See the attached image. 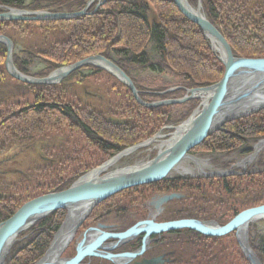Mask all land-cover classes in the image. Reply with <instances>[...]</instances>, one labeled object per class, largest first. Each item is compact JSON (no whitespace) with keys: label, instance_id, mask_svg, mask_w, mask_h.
I'll use <instances>...</instances> for the list:
<instances>
[{"label":"rangeland","instance_id":"1","mask_svg":"<svg viewBox=\"0 0 264 264\" xmlns=\"http://www.w3.org/2000/svg\"><path fill=\"white\" fill-rule=\"evenodd\" d=\"M103 1L94 0L88 5L89 2L85 8L86 12L93 3L100 2L102 4ZM187 1L194 9H200L209 21L211 15V19L215 20L216 25L222 28L231 42L235 43L234 48L237 54L234 53V55L237 58H243L241 56L245 54L249 55L250 50L264 48V40L263 43L260 42L263 46H260L255 42V35L252 33L254 17L248 11L243 14L242 10L240 13L237 9L238 6L242 8L245 2L250 5L252 0ZM100 4L96 6V10L99 9ZM205 4L217 12L209 13L208 16ZM9 9L14 8L3 9L0 7V10L4 12ZM248 15L251 19L247 18ZM156 18L155 10L152 8L150 20ZM234 27H239L241 32L237 33ZM41 30L43 31H40L38 25H0V36L9 38L12 44H15L14 53L12 52L14 67L21 74L36 80L45 79L53 72L72 65L60 67L52 61H47V58L39 54L49 51L52 45L48 39L50 35L47 36L45 28ZM51 34L57 36L52 31ZM260 36L264 37V34L260 33ZM146 49L152 60L146 67L124 61L123 54H111V59L108 60L128 76L138 91L139 98L144 103L152 104L159 102L162 98L182 94L183 87L177 73L164 67H158L161 65V61L156 44L151 42ZM31 52L33 54H30ZM213 54L218 59V55L214 52ZM7 56V46L0 43V117L4 118L9 114L15 116L29 114L30 119L33 118V120L30 124V134L27 137H21L8 147L0 146V199L15 198L14 201L23 202L46 190H57L64 184L71 186L98 165L103 164L109 157L100 151L96 142L98 139L106 140L107 143L120 147L122 151H128L136 145L152 141L153 145L132 153L129 157L121 160L118 166L124 168L150 161L164 146V142L172 138L175 133L172 128L181 125L194 111L200 108L201 100H198L196 108L191 111L190 115L185 120L176 123L177 120L183 118L188 109L183 114L185 108H170L172 105L146 107L136 101L125 83L108 71L94 65H86L73 71L57 84L22 83L8 73L6 69ZM263 56L256 55L257 58H263ZM48 62L57 67L48 72ZM187 90L190 89H185V95L182 98L187 95ZM66 105H69V111H74L76 121L61 114ZM38 107L46 108V112L36 115L34 110ZM263 111L226 123L221 130L207 138L208 146L204 148H197V146L190 152L196 161L185 162L183 168L186 170H178L152 186H162L175 179H184V185L182 184L174 190L188 191L197 196L203 195L208 198L207 200H190L185 205L193 206L195 210L205 214L216 212L219 216L225 212V224L238 214L253 207V202H257L258 206L264 205V193H262L264 192V148L254 156L255 146L264 140V137L250 138L246 136L245 129L246 127L252 128L262 122L264 115L258 114ZM242 119L245 123L243 125L239 123L242 128V132H240L242 138L231 145L216 146L215 141L219 137L217 135L238 132L234 123ZM77 122L87 124L91 131L90 135L84 134ZM114 123L127 124L125 127H115L112 125ZM160 129L162 132L157 135ZM88 136L90 137L88 138ZM248 157L253 159L247 166V174L244 177L234 176L233 173L240 172L239 166ZM220 172H225V174H220ZM222 178L225 179V189ZM186 181L192 183L195 181V184H200L202 187L192 189L190 185L185 186ZM55 186L59 187L51 189ZM143 186L145 187L138 186L139 188L128 194L137 206H140L148 196V190L153 189V187H146L147 185ZM113 199L110 197L102 202ZM59 211H62L59 226L62 228L67 220L68 212L58 210L55 213ZM255 226L256 243L259 244L264 239V221L255 222ZM33 227L19 236L6 264H34L39 259L29 251V240L32 239L30 230ZM57 233L59 232L51 233L50 239L52 240ZM212 257L216 259V264H235L237 262L245 264L246 262L245 257L240 254L231 238L222 240V244L219 243L212 252Z\"/></svg>","mask_w":264,"mask_h":264},{"label":"water","instance_id":"2","mask_svg":"<svg viewBox=\"0 0 264 264\" xmlns=\"http://www.w3.org/2000/svg\"><path fill=\"white\" fill-rule=\"evenodd\" d=\"M92 0L88 5H90ZM178 10L192 23L200 27L205 38L210 42L212 51L218 55L219 61L224 66L222 79L209 87L187 90V95L182 99L159 101L152 104L144 103L138 95L128 76L115 64L103 56H94L79 61L65 68H61L42 80H36L21 74L12 61V41L0 36V43L8 48L6 69L16 80L22 83L57 84L73 71L86 66L94 65L99 69L108 71L125 83L131 90L136 101L146 107H162L175 104H183L191 100H201L200 108L181 125L172 129L178 132L185 128L179 139L168 145L174 139L164 142L158 154L145 163L134 166L118 168L94 178L84 175L73 183L68 189L61 192L39 196L19 208L10 218L0 224V264H6L14 245L19 236L29 230L38 222L48 218L58 210L68 212L67 221L73 220L71 228L57 238L51 252L36 264H51V261L61 254L66 242L61 249L63 241L70 239L77 230L79 224L90 212L102 201L124 190L150 185L160 182L178 170H183L187 161H196L190 152L199 146L214 132L221 130L229 121L247 117L264 110V58H237L230 45L222 34L214 27L207 17L200 11L191 7L187 0H174ZM86 13V9L77 13H51L48 11L30 12L9 9L0 14L1 22L10 21H57L74 19ZM218 46L219 49L216 47ZM210 95L205 98V95ZM152 141L136 145L126 153L146 148ZM264 148V140L255 146V155ZM253 156V157H254ZM253 158L250 157V160ZM100 169V168H99ZM220 174H225L221 173ZM181 194L155 197L153 201L167 202L171 199L182 198ZM70 214H73L72 216ZM264 221V205L243 211L223 227H212L205 222L185 220L168 225H162L157 231L171 228H189L198 233L208 236H224L235 232L240 241L242 250L251 264H262L248 245L249 226L252 223ZM132 229L129 233H134ZM156 230L149 231L154 232ZM92 251L94 250L91 249ZM80 258L70 261L76 264ZM54 264H62L54 262Z\"/></svg>","mask_w":264,"mask_h":264},{"label":"trees","instance_id":"3","mask_svg":"<svg viewBox=\"0 0 264 264\" xmlns=\"http://www.w3.org/2000/svg\"><path fill=\"white\" fill-rule=\"evenodd\" d=\"M90 1L0 0V7L30 12L47 10L51 13H77L83 11ZM98 4L100 2L93 3L85 15L74 19L0 21V25H38L40 31L45 28L47 36L50 35L48 39H50L52 45L50 50L43 54V57L60 67L77 63L92 56H103L106 59H111V54H123L124 61L146 67L149 65V61H152L146 47L154 42L160 53L161 65H158V67L175 71L183 87L182 94L162 98L159 101L181 99L185 95V89L209 87L222 79L224 66L213 54L210 44L204 38L200 27L182 15L174 0H104L99 9L96 10ZM152 8L155 10L157 17L154 20H150ZM3 12V10H0V14ZM212 20L210 19L211 22H213ZM51 31L56 33L57 36L52 35ZM229 43L233 53L237 54L234 48L235 43ZM241 57L257 58L256 55L252 54H245ZM57 66L49 63L48 72L54 70ZM21 72L23 71L21 70ZM197 103L198 100H191L183 104L170 106V108H185L183 114L188 109L183 118L177 120L176 123L185 120L191 111L196 108ZM34 111L36 115H41L46 112V108L38 107ZM61 114L72 118V120L75 119V121L77 119L74 111H69V109L61 111ZM258 115H264V111ZM32 120L29 114L24 116L9 114L4 118L0 117V146L8 147L21 137H27L30 134ZM239 123L241 125L245 124L243 119L234 123L238 132L217 135L219 137L216 136V146L231 145L240 140L242 138L240 135L242 134L240 133L242 128ZM248 128H245L246 136L258 139L264 137V119L254 127ZM206 146H208V139L197 148ZM58 187L55 186L51 189ZM69 187L70 184H64L57 190H46L44 193H39L23 202L14 201L15 198L10 200L0 199V223L10 218L29 200L45 194L61 192ZM61 212L54 213L38 222L30 230V233L38 235L55 233L59 227ZM53 221V227L49 229L48 226Z\"/></svg>","mask_w":264,"mask_h":264},{"label":"flooded vegetation","instance_id":"4","mask_svg":"<svg viewBox=\"0 0 264 264\" xmlns=\"http://www.w3.org/2000/svg\"><path fill=\"white\" fill-rule=\"evenodd\" d=\"M251 4L250 7V5L245 2L242 8L238 6L237 9H239L240 13L242 10L243 14L246 13L245 11H248L250 15L254 17L252 33L255 35V42L263 46L260 42L262 41L263 43L264 37H261L260 33L264 34V0H252ZM205 9L208 16L209 13L217 12L208 4H205ZM211 18L210 15L209 19ZM247 18H250V16L248 15ZM212 21V24L214 25L215 23L216 25L215 20L213 19ZM215 25L214 27L222 34L228 44H230L229 42L231 41L222 28L218 26L219 29ZM234 29L237 33L241 32L239 27H234ZM14 50L15 46L13 47V53ZM246 52L248 53V51ZM249 53L253 55H264V48L250 50ZM30 54H33V52ZM39 54L43 56L44 53ZM130 91L132 93L131 89ZM68 107L69 105L64 106L62 111L65 109L67 110ZM125 124L127 123H114L112 125L115 127H125ZM77 125L84 134L90 135L91 131L87 124L77 122ZM161 132L162 129L157 132V135ZM89 137L90 136H88V138ZM96 142L100 151L109 157L103 164H100V166L98 165L95 169L103 168L109 163L114 162L104 171L105 173L121 168L122 166H118L121 160L141 150L138 149L131 153H126L125 150L122 151L120 147L107 143L106 140L98 139ZM153 144H150V146ZM251 162L252 160H250V157L242 161L241 166H239L240 170L238 169L240 172L233 173L234 176L244 177L247 174V166H249ZM183 180L175 179L171 183H165L162 186L156 185L155 187L152 186L155 184L147 185L146 187H153V189L148 190L149 194L147 193L148 196L141 202L140 206L134 204L128 195L139 187L130 188L112 196L111 198H114L113 200L115 201L100 202L79 224L76 232L72 234V237L63 241L59 249H61L66 242L68 243L65 248L62 249L58 259L55 258L52 260L51 264H54V262L58 260L62 264H71L70 261L77 258L80 259L76 264H216V259L212 257V252L217 245H219V243L222 244V240L226 238H231L240 254L245 257V264H251L246 258L235 232H231L224 236H208L189 228H171L159 232L157 231L159 226L185 220L205 222L212 227H223L226 225L224 221L226 217L225 212L221 213L219 216L216 212L205 214L195 210L193 206L189 207L185 205L186 202L190 200H207L208 198L203 195L197 196L188 191L179 192L174 190L184 183ZM224 180L225 179L222 178L223 188L225 189ZM198 181L201 182L200 180ZM186 185H190L192 189L202 187L200 184H195V181L193 183L186 181L185 186ZM172 194H181L183 197L171 199L167 202L153 201L155 197L169 196ZM253 203V207H250V209L258 207L257 202ZM53 223L54 221L49 224V229L53 227ZM60 229L61 228L58 227L57 231L59 232ZM132 229H136V231L134 233H129ZM152 230L156 231L148 234V232ZM256 233L255 223L250 224L248 245L261 263L264 264V239L257 244ZM31 236L32 239L29 241V251L39 257L34 263L36 264L51 252L56 239L61 237L62 234L57 233L52 240L50 239V234L38 235L33 233ZM93 248L94 250L92 251L91 249ZM235 264H238V262Z\"/></svg>","mask_w":264,"mask_h":264},{"label":"bare ground","instance_id":"5","mask_svg":"<svg viewBox=\"0 0 264 264\" xmlns=\"http://www.w3.org/2000/svg\"><path fill=\"white\" fill-rule=\"evenodd\" d=\"M190 5V4H189ZM191 6V5H190ZM192 7V6H191ZM217 49H219L218 48V46L216 47ZM210 95H205L204 97L205 98H208ZM187 127V125L185 126V127H183V128H181L178 132H176L175 133V135H174V139H172V141L170 142V143H168V145H171V144H173L174 142H176L178 139H179V137L181 136V134H183L184 132H185V128ZM112 163H114V162H111V163H109L107 166H105V167H103V168H98V169H94L93 171H92V173H90L89 174V178H94V177H98V176H100V175H102V174H104L105 172L104 171H106L107 170V168L109 167V165L110 164H112ZM184 170H186V168H184ZM71 216L73 215V214H70ZM74 222V219L73 220H68L67 221V223L65 224V226L63 227V230H62V232L61 233H65L66 231H68V229L72 226V223Z\"/></svg>","mask_w":264,"mask_h":264}]
</instances>
